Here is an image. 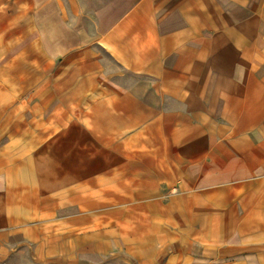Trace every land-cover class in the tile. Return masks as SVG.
<instances>
[{"label": "crops", "instance_id": "crops-1", "mask_svg": "<svg viewBox=\"0 0 264 264\" xmlns=\"http://www.w3.org/2000/svg\"><path fill=\"white\" fill-rule=\"evenodd\" d=\"M80 2L0 0V255L264 264V0Z\"/></svg>", "mask_w": 264, "mask_h": 264}, {"label": "rangeland", "instance_id": "rangeland-1", "mask_svg": "<svg viewBox=\"0 0 264 264\" xmlns=\"http://www.w3.org/2000/svg\"><path fill=\"white\" fill-rule=\"evenodd\" d=\"M44 3L50 4L49 10H55L54 4H58L61 12V18L67 23H71L73 28L82 31L84 35L92 31V22L88 18L80 0H43ZM42 11V10H41ZM54 13V12H53ZM75 31V29H73ZM79 35V34H78ZM101 55L105 59V63L109 68L111 76H114L117 83L124 87L131 88L141 95H147L145 90H141L140 79L128 75L119 66L111 60V58L101 50ZM143 86H148L150 83L142 81ZM0 264H136L123 253H95L86 251L83 254H76L67 259L59 257L42 259L38 258L33 249L28 246L20 247L17 250L0 255Z\"/></svg>", "mask_w": 264, "mask_h": 264}]
</instances>
